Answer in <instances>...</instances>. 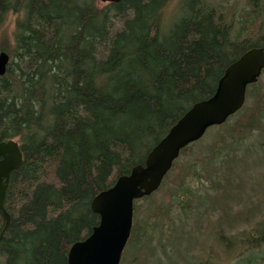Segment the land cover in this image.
<instances>
[{"label":"trees","instance_id":"16d2710c","mask_svg":"<svg viewBox=\"0 0 264 264\" xmlns=\"http://www.w3.org/2000/svg\"><path fill=\"white\" fill-rule=\"evenodd\" d=\"M172 1L0 0V52L10 56L0 77V144L16 141L23 156L8 191L11 221L0 264H67L71 247L100 223L94 198L143 165L178 120L214 94L232 63L264 48L259 14L236 29L208 0H178L180 14L165 28ZM256 88L246 93V102L255 100L253 114L229 124L245 102L218 126L216 143L203 149L201 162L214 163L231 141H242V131L258 128L264 98ZM193 144L180 161L191 158ZM180 161L159 190L173 180ZM194 162L156 213L138 220L139 203L155 193L135 201L131 264L159 225L169 231L164 209L181 217L194 211L199 189L186 185L200 180ZM245 241L250 251L264 247V221Z\"/></svg>","mask_w":264,"mask_h":264},{"label":"rangeland","instance_id":"374dc122","mask_svg":"<svg viewBox=\"0 0 264 264\" xmlns=\"http://www.w3.org/2000/svg\"><path fill=\"white\" fill-rule=\"evenodd\" d=\"M208 1L223 12L236 29L259 14L264 34V0ZM179 5L178 0H173L165 9V28L180 14ZM14 21L15 18L10 17V30L14 29ZM103 55L99 51V57ZM256 91L264 98V71ZM246 103V109L231 119L230 125L243 123L253 114L254 98H249ZM216 135L217 127L210 128L193 144L191 158L180 161L179 157L178 169L169 185L139 203V221L156 213L154 209L166 202L175 179L184 176L189 162L195 161L200 180L186 184L191 189H199L197 196L192 198L194 211L181 217L175 210L164 209L165 215L168 213L171 219L169 231L165 229L163 232L164 226L159 225L150 246L137 254V264H252V260L254 264H263L264 247L247 250L245 239L247 235H254L264 221V116L257 129L250 133L241 132V136L246 135L242 141L230 140L229 151L214 163L201 162L205 153L203 149L216 143ZM237 238L244 240L242 244L236 242ZM132 252L126 247L122 257L126 264L132 263Z\"/></svg>","mask_w":264,"mask_h":264},{"label":"water","instance_id":"95a60500","mask_svg":"<svg viewBox=\"0 0 264 264\" xmlns=\"http://www.w3.org/2000/svg\"><path fill=\"white\" fill-rule=\"evenodd\" d=\"M124 0H102L105 4ZM10 56L0 52V77L5 76ZM264 71V48H253L232 63L218 81L214 94L194 104L151 150L145 163L135 166L131 173L117 179L109 189L92 201V211L100 223L91 235L75 243L68 254L67 264H121L134 222V203L150 197L161 187L165 177L180 157L183 149L201 140L213 127L222 126L245 105L248 86L258 82ZM11 154V159H9ZM0 175L18 170L23 156L16 141L0 144ZM5 191L0 193L3 208Z\"/></svg>","mask_w":264,"mask_h":264},{"label":"flooded vegetation","instance_id":"af4514ba","mask_svg":"<svg viewBox=\"0 0 264 264\" xmlns=\"http://www.w3.org/2000/svg\"><path fill=\"white\" fill-rule=\"evenodd\" d=\"M11 154H9V159H11ZM6 158L5 157H0V163H5ZM8 167L6 166L4 169V173L1 176L0 175V193L2 189L5 191V196L3 200V208H0V243L3 240V236L5 233L6 228L8 227L10 221H11V213L7 210L6 208V202L8 198V191L11 186L12 178H13V173H15L17 170H12L8 171ZM236 242L239 244L240 243V238L236 239Z\"/></svg>","mask_w":264,"mask_h":264}]
</instances>
